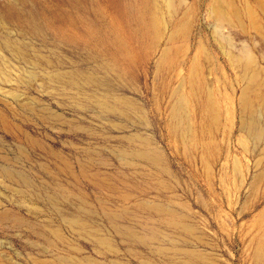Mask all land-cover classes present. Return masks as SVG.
I'll return each mask as SVG.
<instances>
[{
    "label": "rangeland",
    "instance_id": "rangeland-1",
    "mask_svg": "<svg viewBox=\"0 0 264 264\" xmlns=\"http://www.w3.org/2000/svg\"><path fill=\"white\" fill-rule=\"evenodd\" d=\"M217 1L0 0V264H264V0Z\"/></svg>",
    "mask_w": 264,
    "mask_h": 264
},
{
    "label": "bare ground",
    "instance_id": "bare-ground-1",
    "mask_svg": "<svg viewBox=\"0 0 264 264\" xmlns=\"http://www.w3.org/2000/svg\"><path fill=\"white\" fill-rule=\"evenodd\" d=\"M217 1V0H216ZM172 3H173V0H172ZM171 3V0H168V7L169 8H171L172 7V4ZM215 3V2H214ZM220 0H218L217 2H216V4H214V6L212 7L213 9H214V11L216 12V15H218V14H220V13H218V12H220L222 9L220 8L221 6H220ZM222 5V4H221ZM235 8H237V6H235ZM234 8V9H235ZM221 9V10H220ZM232 10H233V8H232ZM224 12V11H223ZM234 12V11H233ZM235 12L237 13V11L235 10ZM236 13H235V15H236ZM221 14H222V12H221ZM237 15H239L238 13H237ZM250 15L252 16V14L250 13ZM218 17H220L219 15L217 16V18ZM240 20V22H242L241 20V18H240V16H237ZM236 17V18H237ZM171 22V21H170ZM6 26H7V24L5 23V21L0 17V27L3 29V30H5L6 29ZM7 28H8V26H7ZM10 28V27H9ZM43 28V27H42ZM76 29V28H75ZM114 29V28H113ZM124 29V28H123ZM6 31V30H5ZM77 31V30H76ZM81 36V35H80ZM54 38V37H53ZM59 38V37H58ZM82 38V37H81ZM80 38V39H81ZM60 41H62V40H60ZM99 43H101V42H99ZM11 46H9V44L8 43H5V46H6V48H8V50L11 52V54H13V55H15V56H22L21 55V52H20V50H19V48L18 47H16V46H12V44H10ZM25 52V51H24ZM26 53V52H25ZM36 54V53H35ZM26 55H28V56H30L29 54H26ZM36 55H38L39 57L41 56L40 54H36ZM31 57V56H30ZM41 58V57H40ZM42 58H44L43 57V55H42ZM47 59V58H46ZM37 60V59H36ZM48 60V59H47ZM40 62V61H39ZM50 62V61H49ZM105 63V62H104ZM32 64H34V63H32ZM136 64V63H135ZM256 66L254 65V60L251 58V57H249L248 58V60L242 65V77H243V79H244V81H245V85H244V87H243V90H242V103H243V107H246V105H247V103H248V99H249V95L251 94V92H253V88L255 87V86H258V83H259V72H258V70L255 68ZM90 80V78L88 77V81ZM263 87V86H262ZM259 88V87H258ZM256 96V95H255ZM211 98V97H210ZM252 106V105H251ZM253 107V106H252ZM258 107V106H257ZM138 108V107H137ZM249 110V109H248ZM254 110H256V109H254ZM241 114H243V112L241 113ZM251 114V110H250V112L248 113V117H249V115ZM139 115V114H138ZM127 116V115H126ZM260 116V115H259ZM128 117V116H127ZM142 118V117H141ZM243 120H244V118H243ZM108 121H110V120H108ZM112 122V121H111ZM110 122V123H111ZM113 123V122H112ZM111 123V124H112ZM241 123H242V121H241ZM255 142V141H254ZM253 142V143H254ZM264 149V148H263ZM135 156H137V157H144V158H147V159H150V157L148 156V155H145L144 153H142V152H136L135 153ZM116 157V156H115ZM90 159V158H89ZM88 160V159H87ZM93 160V159H92ZM83 164V163H82ZM84 166V165H83ZM4 174H5V177L8 179V180H10L11 182H16V183H23V184H25L26 183V180L24 179V177L22 178V176H19V175H13L10 171H4ZM73 175V174H72ZM206 177H207V175H206ZM259 177V176H258ZM254 180V179H253ZM255 180H258V178L256 179L255 178ZM254 180V181H255ZM256 182V181H255ZM254 182V183H255ZM153 204H155V205H153ZM153 204L151 203L150 204V206L147 204V203H144V202H142V203H139L138 205L136 204V206H139L140 208H144V209H147V210H154V211H159V212H164L165 210H164V207L162 208V207H160V206H162V205H160V206H158L156 203H154L153 202ZM152 205V206H151ZM58 209H59V211H62L60 208H59V206H58ZM170 212H172L170 209H168ZM168 211V212H169ZM174 212V211H173ZM111 219H113L114 221H117V222H119V221H122L123 219H124V216L123 215H120V214H115V215H111ZM188 219V218H187ZM73 224L75 225V226H77V227H79V228H83V229H87V227H88V225L86 224V223H84V222H82L81 220H77V221H74L73 222ZM188 223H185L184 224V226L185 225H187ZM188 225H191V224H188ZM120 228V229H119ZM192 228V227H191ZM191 228L189 229V228H187V229H189V230H191ZM116 229H119V230H121V227L120 226H118ZM122 230L123 231H127L128 232V235L129 236H133V237H136V238H138V240L137 241H140V242H142V240H143V237H139V236H136L135 234H133V232L132 231H130L131 229H129V228H127V227H122ZM173 230V229H172ZM185 230H186V228H185ZM193 230H194V228H193ZM192 230V231H193ZM90 231H91V233H95L92 229H90ZM113 232V231H112ZM115 232H117V230L115 231ZM51 234H52V232H51ZM58 234V233H57ZM53 235V234H52ZM88 235H91L92 236V241L96 244V245H102V246H104L105 248L106 247H109V245H108V243H109V240L108 239H106V238H104V237H98V236H95V235H92V234H90V233H88ZM178 237V236H177ZM123 239V238H122ZM184 239H186V238H184ZM59 241V240H58ZM188 256H190V257H193V258H195L196 260H200V259H203V256L201 255V254H199L198 252H196V251H187V252H185ZM162 259V258H161ZM77 260V259H76ZM163 260V259H162ZM136 261V260H135ZM147 263V262H146ZM76 264H83V262H76ZM86 264H99L98 263V261H96V260H94V259H87L86 260ZM113 264H119V262H113ZM173 264V263H172Z\"/></svg>",
    "mask_w": 264,
    "mask_h": 264
}]
</instances>
